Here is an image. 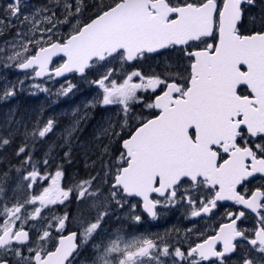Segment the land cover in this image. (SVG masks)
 Wrapping results in <instances>:
<instances>
[{
	"label": "snow or ice",
	"instance_id": "1",
	"mask_svg": "<svg viewBox=\"0 0 264 264\" xmlns=\"http://www.w3.org/2000/svg\"><path fill=\"white\" fill-rule=\"evenodd\" d=\"M61 6L62 20L57 16ZM86 7L85 0H49L39 7L28 0H0V35L15 29L13 38L0 45V68L22 70L25 79L31 70V78H44L43 83L79 73L101 90L85 108L118 105L121 118L115 124L109 119L97 137L109 141L101 150V157L109 156L101 166L103 175L69 188L61 185L62 165L54 175L44 174L33 158L36 142L53 131L55 118L38 119L31 131L25 125L14 153L19 166L9 162L8 170L0 172V196L12 172L13 192L25 193L22 202L17 199L10 207L0 202V264H73L89 243L90 264H164L162 257L168 256L173 264H227L241 248L238 264H264V0H94L92 15L82 22ZM72 20L71 32L62 37L58 25ZM161 50L175 52L174 62H166L162 71L123 72L129 62L161 55ZM58 53H63V63L50 68ZM117 59L121 80L113 78L117 69L108 66ZM90 72L98 78L87 80ZM24 83L7 82L0 100L15 96L17 84ZM30 87L52 94L42 83ZM74 90L77 85L66 80L54 94L68 96ZM141 92L151 96L145 99ZM134 104H143L148 116L134 115ZM14 115L9 113L7 123H15L18 131L23 121ZM85 118L65 129L66 145ZM12 139V132H0V149ZM113 143L120 145L114 162ZM70 155L71 149L65 159ZM42 165L47 169L50 160ZM257 174L260 185L246 187ZM41 180L50 184L37 193L34 186ZM70 196L85 207L74 218L80 230L65 235L69 214L43 217L42 210L64 204ZM136 197L140 202L131 203L129 198ZM224 200L244 210L228 212L229 223L186 251L166 243L161 247L149 237L127 236L120 229L101 234L113 205L121 211L128 207V218L139 223L142 215L134 214L138 207L155 219L159 208L184 204L191 217H200L212 214ZM29 207L34 211L28 212ZM246 210L255 214L253 229L237 226ZM92 211L94 217L84 215Z\"/></svg>",
	"mask_w": 264,
	"mask_h": 264
},
{
	"label": "flooded vegetation",
	"instance_id": "2",
	"mask_svg": "<svg viewBox=\"0 0 264 264\" xmlns=\"http://www.w3.org/2000/svg\"><path fill=\"white\" fill-rule=\"evenodd\" d=\"M34 1L36 2L44 1L43 5H46L49 2V0H28L30 4H32ZM93 2L94 0H91V2L85 0L87 7L83 13V18L81 19L82 22H86L88 20V17L92 15ZM104 2L109 3L110 0ZM61 11L62 10L60 9V17L58 16V18L62 20L64 17L61 15ZM75 23L76 22H74V24ZM74 24L70 23L69 25L70 28L69 26H66V24L58 25L56 31H58L62 37L67 36L71 32L72 26ZM10 31L12 32L9 33ZM14 35H15V29L5 31L2 35H0V45H3L4 41L6 40H11ZM55 38L56 37H54V39ZM208 42H214V41L209 40ZM200 46L203 47V45ZM161 51H162L161 55H152L147 60H141L140 62H136V61L129 62L130 66L125 65L123 72L128 73L135 69H140L145 72L149 71L150 69H155V71L157 72L162 71L163 65L166 62L167 63L174 62L175 52L168 50H161ZM63 60H64L63 56H58L53 58L50 64V68L58 67L63 62ZM116 62L119 63L118 59L116 61L111 62L108 66L117 69V72L113 78L117 80H121L123 78L122 73L120 71L121 65L120 63L117 64ZM99 71L103 72L104 69L101 68L99 69ZM28 73H29V78L27 79L28 82L42 83V85L51 89L52 94L50 95L49 93H44V92L32 93L29 87H23V88L16 87L15 96L10 97L7 100H0V105H2L1 103L8 104L6 106L8 107V109H9V105L12 104L11 105L12 108L9 109L7 113L4 112V109H2L3 106H1L2 116L0 115L1 117L0 130L4 129V124L9 119L6 115H9L8 113H10V111H12V113L15 114L13 117L14 120L23 121V126L21 125L22 127H20L22 131L25 130V125L27 126V129L31 131L33 125L36 123L38 119L41 122H44L48 118L54 117L56 120V126L53 129V131L49 133L42 140L36 142L35 144L33 158L35 161L41 162L40 163L41 171L44 174L52 173L54 175L55 171L57 170V165H62L64 176L61 179V185L65 188L74 187V185L79 183L80 180L90 177L89 175L90 172H91V176H96L98 173L102 176L103 171L100 165L102 166V164L108 163L109 156L100 157V155H101L102 145L108 144L109 141L104 137H100V138L97 137L99 136L100 129L102 127H107L108 123L104 125H100L97 122L98 121L97 119L100 116L99 111L105 110L107 107H110L111 105L97 106L94 108L93 107L85 108V105L88 104V102L91 101L95 96H97L98 92H100L101 90L98 89V87H96L94 84H89L85 80L80 79V75H78L77 73H69L68 76L66 77L60 79L55 78V82H53L52 80H48L46 83H43L44 78L32 79L31 70H28ZM2 76L8 79L11 78L13 79L15 77H19V78L25 77L23 71L15 68H9V69L0 68V78ZM97 78L98 76L94 75L91 72L88 73L87 75V80L89 81ZM66 80L71 82L73 81L72 83L77 85V90H74V92L68 96L57 97L54 94L56 92V89L59 88L61 84H64ZM0 88H3L2 85H0ZM242 91H244L246 94V89L242 88ZM138 94L143 96L145 99L151 96L150 92L148 93L141 92ZM156 94H159V91ZM26 107H28L29 109ZM74 109H79L76 115H73ZM134 111H136L141 115L148 116V110L144 109L143 104L132 105V112ZM119 112H120V106H118V109L112 115L111 122L113 124H115L118 119H121L117 115ZM85 114H86V118L80 120L78 129L75 132H73L69 140V144L66 145L65 129L69 128L74 123V121L80 119L81 116H85ZM81 128H83V130ZM117 130L119 129L117 128ZM3 131H5V129ZM86 131H88V133ZM124 138L127 137L125 136ZM23 139H24V135L14 136L11 144H9L3 149H0V172L7 171L9 168V167H2L3 164L2 159L5 158L11 159L10 157H12L13 164L14 163L17 165L19 164V160L14 156V153L17 150V148L20 146V144L23 142ZM88 147H91L94 150H89L88 152H84ZM119 147L120 145L118 143H113L111 145V154H112L111 158L113 162L115 160V157L118 155L117 149H119ZM50 148H51V152H49ZM69 149H71V155L68 159H65L64 153L68 152ZM93 152L95 153L96 156L93 154ZM89 153L91 155H89ZM45 158H48L50 160V165L47 169H44L42 165V161ZM76 160H78L79 162L77 163ZM84 160L85 162H83ZM91 160L93 163L90 162ZM100 160L102 161L100 162ZM94 161H96V163L98 162V165L99 164L100 165L96 167L97 164L94 163ZM89 163L92 165H90ZM87 166L89 167L91 166L90 167L91 169H89V167ZM95 167L98 168L99 172ZM92 171L94 172L93 174ZM81 173L83 175H81ZM15 180H16V173L15 172L10 173V179L4 185V193L2 196H0V202H7L9 207L12 204L16 203L17 199H20L22 202L25 196V193L19 190L13 192V189L16 188ZM260 183H261L260 176L259 174H257L256 179H252L251 183L246 185V187L254 190L255 187L260 185ZM49 184L50 181L47 182L43 180L39 181L38 185L34 186L35 192L38 193L39 191L42 190L43 187H47ZM239 190L243 193L242 188ZM104 191L105 193L107 192L106 187ZM152 196L153 198H156L157 194H152ZM140 199L141 198L139 197L129 198L130 202L134 204L140 202ZM36 207H39L38 203L36 204ZM84 207L85 205L77 203L75 196H70L69 199L65 201L64 204L50 205L48 209L42 210V216L43 217L59 216L67 212L69 214V222L66 226V231L64 232V234L67 235L69 232L80 230L81 225L74 218L79 217L81 215V210L84 209ZM241 210H244L243 206L236 205L234 201L224 200L217 202V207L216 209L213 210L212 214L209 215L202 214L200 217H191L190 209L186 208L184 204H179V205L171 206L169 208H159L158 216L155 219H153L147 216L146 213H143L141 207H138L134 214L142 215V220L139 223H137L134 220L129 219L128 216L126 215L129 211L128 207H125L121 211L119 209H116L115 206L113 205L112 211L114 214L105 219L101 234L104 235L105 233H107L108 235H110L115 230L120 229L122 230V234L124 235L149 237L160 243L161 247L163 246V244L166 243L173 247H177V246L181 247L183 250L186 251L190 246L194 245L195 243L202 242L203 239H207L209 236L216 235V233L219 231V227L221 224L229 223L230 220L227 216L228 212L238 213ZM32 211H34V209L32 207H29L28 212H32ZM95 214H96L95 211H92L91 213L84 212V215L86 216L90 215L94 217ZM39 222H40L39 218H37L36 221L37 226H39ZM0 223H2V220H0ZM237 226L241 229H253L256 226L255 214H252L250 210H246V216L242 217L240 220L237 221ZM190 229L192 231L189 234L188 230ZM25 230H27V226ZM98 240L99 237H97V241ZM32 246L33 245H29V247ZM217 248L221 249L222 243L218 242ZM244 250L245 249L241 248L235 254H230L231 258L227 261V264H238L239 258L243 254ZM81 252L82 255L78 256L74 260L73 264H90V259L92 256V243H89L84 248H82ZM24 255H29L27 250L24 251ZM256 255H257L256 253H252V256H256ZM162 260L164 264H173V258L171 256L162 257ZM203 264H207V262H203Z\"/></svg>",
	"mask_w": 264,
	"mask_h": 264
},
{
	"label": "rangeland",
	"instance_id": "3",
	"mask_svg": "<svg viewBox=\"0 0 264 264\" xmlns=\"http://www.w3.org/2000/svg\"><path fill=\"white\" fill-rule=\"evenodd\" d=\"M89 2H91V0H88ZM44 4V1H40V2H36V1H34L32 4H30L29 3V5L30 6H36V7H39V6H42ZM60 9L62 10V6L61 7H59V8H57V16H59L60 17ZM84 13V12H83ZM83 18V15L81 16V17H79V19L81 20ZM74 22H76V20H72L71 21V23L72 24H74ZM70 24H66V26H69ZM69 28H70V26H69ZM117 64H119L118 62H116ZM18 80H24L25 81V83H24V86L23 87H29L30 88V91L32 92V93H34V92H36L34 89H32L31 87H30V85H32V84H34L35 82H28L27 81V79H25V77H21V78H19V77H15V78H11V79H8V78H4L3 76L0 78V85H2V87H4L5 85H6V83L7 82H16V81H18ZM73 82V81H72ZM42 86H44V85H42ZM96 86V85H95ZM17 87H19V88H23V87H20L19 86V84H17ZM97 87V86H96ZM86 92V91H85ZM5 106H3V107H6L8 104H4ZM8 108V107H7ZM12 107H11V105H9V109H11ZM2 109H4V108H2ZM118 109V106H115V105H111L110 107H107L105 110H101V111H99L100 112V116L98 117V123L100 124V125H104V124H107L108 123V121H109V119H112V115H113V113L116 111ZM133 114L134 115H136V116H138V115H141V114H139V113H137L136 111H134L133 112ZM7 117L9 118V115H7ZM6 125V126H5ZM14 125V126H13ZM25 125V124H24ZM12 126V127H11ZM11 126H9L8 125V123L6 122L5 124H4V129H5V127H6V129H5V132L3 131V129H1L0 130V132H3L2 134L4 135V136H7L8 135V133L9 132H14L13 133V137L14 136H19V134H20V136L21 135H24V132H25V130L22 132V129H20V128H18V130L19 131H17V125H15V123L13 124H11ZM22 126H23V124H22ZM16 127V128H15ZM19 127H21V126H19ZM15 128V129H14ZM8 129V130H7ZM7 130V131H6ZM8 132V133H7ZM20 132V133H19ZM15 134H17V135H15ZM88 150H94L93 148H91V147H88L84 152H88ZM3 160V165H2V167H9L10 166V164H9V162L8 161H11V164H13V161H12V159H2ZM13 165H16V166H19V165H17V164H13Z\"/></svg>",
	"mask_w": 264,
	"mask_h": 264
},
{
	"label": "bare ground",
	"instance_id": "4",
	"mask_svg": "<svg viewBox=\"0 0 264 264\" xmlns=\"http://www.w3.org/2000/svg\"><path fill=\"white\" fill-rule=\"evenodd\" d=\"M61 28H62V27H61ZM11 32H12V31H10L9 33H11ZM21 97H22V96H21ZM18 100H19V99H18ZM25 100H26V99H25ZM15 101H16V99H15ZM22 101H23V100H22ZM11 103H12V101H11ZM1 104H2V105H0V115L2 116V109H1V106H5V105H4L3 103H1ZM25 104H26V103H25ZM11 105H12V104H11ZM26 105H27V104H26ZM3 108H4V112H5V113H7V112L9 111V109H8L7 107H3ZM26 108H28V107H26ZM26 108H25V109H26ZM28 109H29V108H28ZM4 112H3V113H4ZM10 112H12V111H10ZM18 112H19V111H18ZM8 114H9V113H8ZM17 114H18V113H17ZM6 116H7V115H6ZM6 116H5V117H6ZM16 116H17V115H16ZM21 116H23V115H21ZM0 118H1V117H0ZM3 120H4V118H3ZM3 120H1V121H3ZM6 122H7V121H6ZM6 122H5V123H6ZM1 124H2V123H1ZM3 124H4V122H3ZM15 125H16V124H15ZM5 126H6V125H5ZM13 126H14V125H13ZM11 127H12V126H11ZM21 127H22V126H21ZM98 127H99V126H98ZM15 128H16V127H15ZM15 128H14V129H15ZM19 128H20V127H19ZM5 129H6V127H5ZM81 129L83 130V128H81ZM3 130H4V129H3ZM7 130H8V129H7ZM7 130H6V131H7ZM18 131H19V130H18ZM23 131H24V130H23ZM23 131H22V132H23ZM84 131H85V130H84ZM4 132H5V131H4ZM86 132L88 133V131H86ZM2 133H3V132H2ZM7 133H8V132H7ZM13 133H14V132H13ZM19 133H20V132H19ZM82 133H83V132H82ZM84 133H85V132H84ZM4 135H5V134H4ZM15 135H17V134H15ZM19 136H20V134H19ZM21 136H22V135H21ZM16 138H17V137H16ZM18 138H19V137H18ZM16 140H17V139H16ZM11 150H12V149H11ZM88 151H89V150H88ZM90 152H91V151H90ZM93 154L95 155L94 152H93ZM89 155H91V154L89 153ZM95 156H96V155H95ZM9 157H10V156H9ZM100 157H101V155H100ZM4 158H5V156H4ZM10 158L12 159V157H10ZM5 159H6V158H5ZM8 159H9V158H8ZM75 159H76V158H75ZM77 159H78V158H77ZM82 159H84V158H82ZM98 159H100V158H98ZM102 159H103V158H102ZM6 160H7V159H6ZM71 160H73V159H71ZM93 160H94V159H93ZM12 161H13V159H12ZM74 161H75V160H74ZM76 161H77V163L79 162L78 160H76ZM81 161H82V160H81ZM101 161H102V160H100V162H101ZM8 162H11V161H8ZM17 162H18V161H17ZM83 162H85V160H84ZM90 162H92V160H91ZM72 163H73V162H72ZM80 163H81V162H80ZM80 163H79V164H80ZM92 163H93V162H92ZM94 163H96V161H94ZM14 164H15V163H14ZM73 164H74V163H73ZM79 164H77V165H79ZM84 164H85V163H84ZM84 164H83V165H84ZM89 164H90V163H89ZM96 164H97L96 167H98V166L100 165V164L98 165V162H97ZM101 164H102V163H101ZM2 165H3V164H2ZM18 165H19V164H18ZM77 165H75V166H77ZM81 165H82V164H81ZM90 165H92V164H90ZM93 165H94V164H93ZM79 167H80V166H79ZM87 167H89V166H87ZM90 167H91V166H90ZM90 167H89V169H91ZM96 167H95V168H96ZM100 167H101V165H100ZM80 168H81V167H80ZM83 169H84V168H83ZM89 169H87V170H89ZM96 169L98 170V168H96ZM92 170H93V169H92ZM94 170H95V169H94ZM81 171H82V170H81ZM81 171H80V172H81ZM95 171H96V170H95ZM89 172H90V171H89ZM98 172H99V170H98ZM93 173H94V172L92 171V174H93ZM95 173H96V172H95ZM84 174H85V173H84ZM86 174H87V171H86ZM86 174H85V175H86ZM81 175H83V174L81 173ZM89 175L91 176V172H90ZM89 175H87V176H89Z\"/></svg>",
	"mask_w": 264,
	"mask_h": 264
},
{
	"label": "water",
	"instance_id": "5",
	"mask_svg": "<svg viewBox=\"0 0 264 264\" xmlns=\"http://www.w3.org/2000/svg\"><path fill=\"white\" fill-rule=\"evenodd\" d=\"M58 56H63V57H64L63 53H58V54H57L56 56H54L53 58L58 57ZM53 58H52V59H53ZM64 59H65V57H64ZM62 63H63V62H62ZM21 71H22V70H21ZM68 74H69V73H65L63 77L68 76ZM77 74H79V73H77ZM79 75H80V74H79ZM63 77H58V78H56V79H60V78H63Z\"/></svg>",
	"mask_w": 264,
	"mask_h": 264
},
{
	"label": "trees",
	"instance_id": "6",
	"mask_svg": "<svg viewBox=\"0 0 264 264\" xmlns=\"http://www.w3.org/2000/svg\"><path fill=\"white\" fill-rule=\"evenodd\" d=\"M104 1H108V0H104ZM94 3V2H93Z\"/></svg>",
	"mask_w": 264,
	"mask_h": 264
}]
</instances>
